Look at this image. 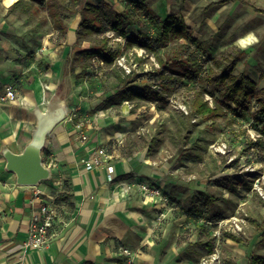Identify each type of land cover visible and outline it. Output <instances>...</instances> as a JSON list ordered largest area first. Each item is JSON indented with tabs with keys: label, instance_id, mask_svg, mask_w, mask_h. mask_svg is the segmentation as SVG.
Here are the masks:
<instances>
[{
	"label": "crops",
	"instance_id": "crops-1",
	"mask_svg": "<svg viewBox=\"0 0 264 264\" xmlns=\"http://www.w3.org/2000/svg\"><path fill=\"white\" fill-rule=\"evenodd\" d=\"M17 1L0 0V93L4 87L12 86L17 95L15 101L0 104V153L2 148L13 153L22 151L36 124V108L44 111L62 103L67 115L46 136L42 159L51 171L48 181L36 187L17 185L15 175L5 170L0 154V264L18 262V248L27 238L33 217L43 204L58 197V211L46 247L28 251L23 264H123L124 258L119 253L122 247L133 251L134 264H177L181 254L186 264L195 262L200 253H192L186 247L181 253L179 239H176L178 230L169 222L171 220L166 227L161 226L159 234L153 224L157 204L141 199L140 182H149L161 190L166 186L162 167L159 170L151 161H140L133 157L134 151L129 157L121 153L127 148L124 149L119 139L130 130L131 109L124 102L104 109V100L101 107L93 102L80 106L76 95L75 103L67 106L53 97L60 94L59 79H76L75 74L79 72L70 67L79 13L73 15L75 23L67 27L62 38L69 47L65 60L58 56L61 46L45 45L41 57L45 61L41 59L28 66L15 56L23 52V47L17 44V36H7L17 35V31L10 33L9 24L18 22L17 18L23 16L7 15L9 7ZM100 1L111 5L109 0H80L76 8ZM128 30L134 34L137 27L127 28V33ZM255 32L254 28L248 29L246 35H256ZM250 45L243 47L246 53L254 51V46ZM86 47L80 46L81 49ZM253 65L251 60L250 68ZM41 66L45 71L36 72ZM256 72L257 79L261 75L264 78V72ZM109 94L108 90L102 92V98ZM96 111L105 114L102 116L105 118L93 119ZM80 123L84 125L86 141L81 140L77 127ZM100 150L106 155L101 157V165L87 170L85 161ZM107 166L114 167L112 182L107 181ZM197 243L208 252L207 243L199 240Z\"/></svg>",
	"mask_w": 264,
	"mask_h": 264
},
{
	"label": "rangeland",
	"instance_id": "rangeland-1",
	"mask_svg": "<svg viewBox=\"0 0 264 264\" xmlns=\"http://www.w3.org/2000/svg\"><path fill=\"white\" fill-rule=\"evenodd\" d=\"M109 1L114 11L121 10L120 0ZM219 1L222 0H145L161 17L166 14L181 16L193 36L212 47L215 55L245 51L246 49L237 43L238 38L246 36L248 29L254 28L255 41L250 43L254 46V51L241 54L236 72L248 74L260 88L264 86V78L257 79L256 71L264 72V14L256 13L251 7L264 10V0H225L223 5L208 7L210 3ZM40 15L43 16L44 12L41 11ZM73 18L69 17L67 27L75 23ZM17 21L9 24L12 27L10 33L17 31V35L7 36H17V44L23 47V52L15 55L20 61H24L28 66L37 64L41 59L45 61L41 58L45 45L51 48L61 46L58 56L65 60L68 44L52 29L49 22L34 31L37 18L26 21V17L21 16ZM128 31V35L137 33ZM105 36L109 40V46L121 53L126 66L133 71L131 86L139 88L148 77V72L158 67L154 57L138 45L126 48V41L117 35L112 38ZM88 45L85 43L81 46ZM176 45L171 44L169 47ZM165 51L166 49H162L160 53L166 55ZM139 58L143 61L137 60ZM251 60L254 62L253 68H250ZM93 64L86 79H59L57 88L60 89V97H53L70 106L75 103L76 95L79 97L80 106L93 102L101 107V101L104 100L102 92L110 88L114 77L109 74V69L99 66L97 61ZM115 68L120 69L117 62ZM44 69V66H41L36 72H44ZM191 96V92L181 88L170 97L169 104L162 111H158L152 104L139 107L131 115L129 132L122 134L119 141L124 149L127 148L126 142L132 145L133 157L142 162L151 161L156 169L161 170L162 167L161 173L166 186L160 189V192L165 200L155 207L157 215L153 220L154 229L160 234L161 226L166 227L168 220L174 223L178 230L176 239H179L181 253L185 247L192 253H200L195 262L188 264H198L210 254L218 257L219 264H246L252 253L264 256L259 228L264 218V137L259 134L261 126L253 122L251 117L248 121L233 120L231 114L226 112L224 117L197 126L188 144L177 147L172 143L171 131L175 129L177 119L189 113ZM203 97L210 106L213 105L209 96ZM99 112L96 111L92 118H105L102 117L105 114ZM195 121L192 119L191 123ZM159 126L167 129L162 131L165 140L154 155H149L147 148L150 138L159 130ZM223 144L226 146L224 153L221 151ZM228 175H240L244 179L235 193H229L216 184V181ZM222 182L224 185L228 183L227 180ZM144 184L149 188L155 187L149 182ZM141 192L142 201L150 200L147 193ZM206 196L215 197L217 201L210 205L205 201ZM58 205L59 203L55 205L57 211ZM233 217L239 219L240 229L231 224ZM227 233L237 236L241 242L226 238ZM198 240L210 244L212 252L208 253L199 246ZM177 264H186L182 254L177 259Z\"/></svg>",
	"mask_w": 264,
	"mask_h": 264
},
{
	"label": "trees",
	"instance_id": "trees-1",
	"mask_svg": "<svg viewBox=\"0 0 264 264\" xmlns=\"http://www.w3.org/2000/svg\"><path fill=\"white\" fill-rule=\"evenodd\" d=\"M239 1L241 0H231ZM79 2L80 0H18L9 7L7 15L17 13L25 16L26 21L37 18L34 31L49 22L52 29L64 38L67 20L79 13L80 20L75 30L76 41L72 47L70 67L72 71L79 69L75 74L76 79L86 78L87 70L93 68L95 61L99 66L110 70L109 74L114 77V82L108 89L110 94L105 95L104 109L127 102L132 106V114L139 107L149 104L162 111L169 104L170 97L179 89L184 88L191 92L189 113L181 115L175 122V129L171 131L172 143L177 147L188 144L197 126L224 117L226 112L231 114L233 120L248 121L251 117L253 122L261 126L259 134L264 137V86L259 88L257 82L249 75L236 72L240 56L245 51L215 55L212 47L193 36L181 16L168 14L161 17L145 0H120L121 11H114L112 5L104 1L94 5L86 3L77 9ZM220 4H225V0L212 2L208 7ZM251 8L264 13L255 7ZM41 11L44 12L43 16L40 15ZM131 26L137 27L135 35L127 33V28ZM109 32L123 38L126 48L138 45L154 57L158 67L148 72V77L139 88L131 86L133 71L125 74L121 68H115L121 53L109 46V40L105 36ZM84 42L89 45L81 49L80 46ZM171 44L177 45L171 48ZM162 49H166V55L160 53ZM137 60L143 61L140 58ZM260 78H263V75ZM204 95L211 98L212 106L205 101ZM192 119L196 121L191 123ZM166 130L159 126V130L150 138L147 148L149 155H154L163 144L165 139L162 131ZM126 143L127 149L121 153L129 157L134 150L132 145ZM222 180H227L228 183L224 185ZM243 182L244 179L240 175H228L216 181V184L229 193H235ZM59 198L54 201L55 205ZM205 201L213 205L217 199L206 196ZM259 228L261 243L264 246V218ZM226 238L241 242L231 233H227ZM207 248L208 253H211L212 246L207 244ZM247 264H264V256L252 253Z\"/></svg>",
	"mask_w": 264,
	"mask_h": 264
},
{
	"label": "built area",
	"instance_id": "built-area-1",
	"mask_svg": "<svg viewBox=\"0 0 264 264\" xmlns=\"http://www.w3.org/2000/svg\"><path fill=\"white\" fill-rule=\"evenodd\" d=\"M108 37H114V33L109 32L106 34ZM125 58L120 57L117 59L118 66L124 71L125 74H129L131 69L126 66L124 62ZM16 93L12 86H6L3 89V92L0 93V104L4 102H13L16 100ZM131 109V105L127 102H124ZM78 129L80 132V137L82 141H86L87 137L83 132V124H78ZM226 146L223 144V148L221 151L224 153V149ZM105 155L103 150H100L94 154H92L88 161H85V168L87 170L92 169L93 167H98L101 165V157ZM107 173V181L112 182L114 179V167L107 166L106 167ZM139 188L141 191L147 193L149 195V199L153 201V203L158 204L161 201H164V197L161 195L159 187H152L149 188L144 182H140ZM54 199L50 203L43 204L40 208V211L37 215H35L32 219L30 224V228L28 231V235L26 240L19 246L18 253H19V260L16 264H23V261L28 253V251L35 250L40 251L44 249L50 239L49 231L52 228L53 221L57 215V211L54 204ZM231 224L237 229L239 228V219L233 217ZM234 230V229H233ZM220 233L217 234V238H219ZM120 255L124 258L123 264H134V257L133 253L130 249L127 248H120L119 250ZM198 264H219V259L216 257L215 254L207 255L206 257L202 258Z\"/></svg>",
	"mask_w": 264,
	"mask_h": 264
},
{
	"label": "water",
	"instance_id": "water-1",
	"mask_svg": "<svg viewBox=\"0 0 264 264\" xmlns=\"http://www.w3.org/2000/svg\"><path fill=\"white\" fill-rule=\"evenodd\" d=\"M67 109L62 103L55 108L46 110L36 108L34 116L36 124L31 131L29 142L21 152L13 153L7 148L1 149V156L5 161V170L15 175L16 184L19 186L36 187L40 182L51 178V171L45 167L42 159V150L45 147L46 136L53 127L64 120ZM46 118L50 119L47 123Z\"/></svg>",
	"mask_w": 264,
	"mask_h": 264
},
{
	"label": "bare ground",
	"instance_id": "bare-ground-1",
	"mask_svg": "<svg viewBox=\"0 0 264 264\" xmlns=\"http://www.w3.org/2000/svg\"><path fill=\"white\" fill-rule=\"evenodd\" d=\"M253 41H255L254 35L252 33H247L246 36L239 37L237 43L241 47H245L249 45L250 43H252ZM48 120L51 121L50 119L46 118L47 123L49 122Z\"/></svg>",
	"mask_w": 264,
	"mask_h": 264
}]
</instances>
